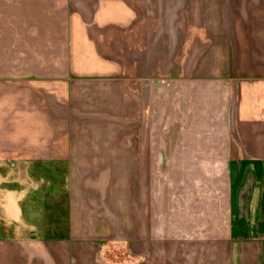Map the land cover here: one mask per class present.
Instances as JSON below:
<instances>
[{
  "label": "crops",
  "instance_id": "obj_1",
  "mask_svg": "<svg viewBox=\"0 0 264 264\" xmlns=\"http://www.w3.org/2000/svg\"><path fill=\"white\" fill-rule=\"evenodd\" d=\"M91 124L118 148L82 151ZM105 155L103 199L121 157L239 174L224 229L189 213L160 264H264V0H0V264H123L77 226L74 174ZM151 235L125 264H154Z\"/></svg>",
  "mask_w": 264,
  "mask_h": 264
},
{
  "label": "rangeland",
  "instance_id": "obj_2",
  "mask_svg": "<svg viewBox=\"0 0 264 264\" xmlns=\"http://www.w3.org/2000/svg\"><path fill=\"white\" fill-rule=\"evenodd\" d=\"M88 127L92 130L93 140L87 144L84 137L80 148L82 151H87L89 147L98 151L104 148H118L117 140L112 139L109 130L117 128L121 132L123 130L121 126H107L105 130L98 129L92 124ZM80 161L82 165L88 164L85 157H81ZM115 161L116 158L110 155L98 157L93 163L97 166L95 172L74 174L75 207L79 212L83 209L84 215L88 216V219L78 222L77 226L81 228L82 225L83 229L89 231L88 239L99 243L102 256L107 262L125 264L135 260L142 261L143 257L135 253L145 250L147 244L145 241L151 239L153 230V261L154 264H160L161 245L162 242L166 244L168 240L167 236L162 237L161 229L165 228L166 231L172 232L178 228H188L189 221L185 219L189 213H195L196 217L203 218L200 221L202 228H205V225L209 228L212 224L213 229H224L227 224L226 217L231 213L230 188L232 185L230 181L233 177L236 180L239 174L137 172L130 166L128 158L121 157L118 158L121 162L114 167L111 174L113 185L109 189L107 198L103 199L97 189L83 187V180L97 182L102 174L101 170L113 165ZM1 163L9 167L8 162ZM9 172H7L8 175ZM76 202H79V205ZM163 203L167 204L164 207L167 214L164 216ZM147 205L151 211L149 217L144 216ZM178 220L181 226H178ZM169 239H179L183 245L193 238L185 237L183 232L180 237L169 236ZM199 240L203 242L206 238L201 237ZM137 242H143V244Z\"/></svg>",
  "mask_w": 264,
  "mask_h": 264
}]
</instances>
